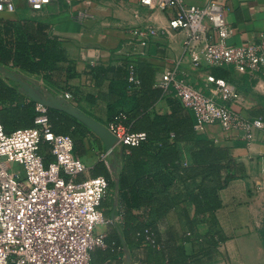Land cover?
Wrapping results in <instances>:
<instances>
[{
  "label": "crops",
  "instance_id": "1",
  "mask_svg": "<svg viewBox=\"0 0 264 264\" xmlns=\"http://www.w3.org/2000/svg\"><path fill=\"white\" fill-rule=\"evenodd\" d=\"M212 1L221 0H181L185 6L198 7ZM225 5V20L231 27L228 43L257 45L264 57V0H227ZM173 14L174 11H163L154 5H141L137 0H57L41 10L18 2L15 12H0V19L16 25L25 21L48 24L50 34L59 39L72 62L71 73H62L53 86L49 85L45 72L31 73L2 62L0 79L34 102L38 112L41 109L64 112L88 131L75 143L76 155L86 164L77 180L105 176L109 183L100 207L104 222L96 229L104 237V246L93 250L91 264H153L148 259L147 247L153 245L148 242L149 228L164 240L174 231L187 236L190 231L181 216L179 187L174 182L169 187L170 208L159 217L151 213L153 205L146 201L150 196L153 198V193L155 206L163 199L161 185L154 183L150 189L127 188L134 185L145 169L142 162L136 163L130 148L119 143L111 130L113 112L122 109L123 104L109 103L102 98L111 97L113 92L122 95L126 88L120 86L115 74L97 84L87 74L89 66L111 65L123 70L127 66L123 79L127 80L128 88L134 82L131 80L134 75L133 66L126 63L137 60L149 63L154 69L152 87L162 90V97L153 106V117L170 116L175 111L178 102L165 93L159 82L165 72L176 70L180 79L208 97L219 98L217 86L208 78L225 80L236 94L225 100L226 105L249 120L264 122V74H243L232 66L192 65L184 48L190 32L170 27ZM135 29L153 32L147 47L142 45L141 37L131 34ZM11 36L17 38L19 34L14 32ZM182 112L184 116H191L194 128L195 117L185 108ZM197 132L217 147L228 149L231 157L246 169L241 177L231 180L219 191V208L202 218L198 225L201 241L206 239L213 224L222 238L213 260L201 264H264V129L255 131L253 141H248L241 129L224 130L217 125ZM192 148L191 144L177 143L184 166L192 165ZM41 153L47 166L54 161L49 145L43 143ZM123 178L127 186L124 190ZM191 214L194 215V209ZM137 228L140 231L135 233ZM192 240L183 242L187 255H193L196 250Z\"/></svg>",
  "mask_w": 264,
  "mask_h": 264
},
{
  "label": "built area",
  "instance_id": "2",
  "mask_svg": "<svg viewBox=\"0 0 264 264\" xmlns=\"http://www.w3.org/2000/svg\"><path fill=\"white\" fill-rule=\"evenodd\" d=\"M53 1L57 0H0V12H15L18 2L41 10ZM137 1L174 11L169 25L190 32L184 48L192 65L232 66L243 74H264L259 46L228 43L231 27L225 20L227 0L212 1L204 7L185 6L181 0ZM131 34L141 37L147 47L153 32L135 29ZM131 80L135 81L133 77ZM208 81L217 86L219 98L204 95L180 79L176 70L165 72L159 86L194 113L197 131L209 125L241 129L246 139L253 141L255 131L264 129V122L249 120L226 105L225 100L236 94L225 80L210 76ZM40 113L34 127L10 134L0 117V264H91L93 250L104 246V237L96 229L104 222L100 207L108 180L103 176L77 180L86 164L75 155L73 139L54 133L46 110ZM111 130L123 145L137 146L146 139L145 133H128L122 127ZM43 143L55 157L48 166L41 153Z\"/></svg>",
  "mask_w": 264,
  "mask_h": 264
},
{
  "label": "trees",
  "instance_id": "3",
  "mask_svg": "<svg viewBox=\"0 0 264 264\" xmlns=\"http://www.w3.org/2000/svg\"><path fill=\"white\" fill-rule=\"evenodd\" d=\"M49 29L50 26L44 23L25 21L16 25L14 22L0 19V62L31 73L45 72L49 85L53 86V82L60 80L62 73H71L72 62L67 58L59 39L51 35ZM14 32L19 34L17 38L11 36ZM126 64L133 66L135 80L129 83L128 88L127 80L123 79V75L128 71L127 66L125 70L116 69L111 65L89 66L87 71L97 84L115 74L120 86L124 87V90L126 88L122 95L113 92L111 97L102 96L109 103L123 104L122 109L113 112L111 127H122L128 133L146 134V139L139 145H125L130 148L136 163L142 162L145 170L134 185L129 187L125 186L123 178L122 188L150 189L154 183L161 185L163 199L155 206L153 193V198L150 196L146 201L147 204L153 205L151 213L159 217L165 213L167 207L170 208L169 187L174 182L179 187L181 216L186 220L190 231L189 236L181 231H174L169 239L164 240L156 230L149 228L148 242L153 245L147 247L148 259L153 264H201L211 261L218 243L222 241L220 232L213 224L206 239L201 241L198 225L202 218L219 208V191L231 180L241 177L246 172L245 166L236 162L228 149L217 147L208 137L198 133L195 129L197 121L194 113L187 109L195 117L193 128L191 116H184L183 106L171 95L169 96L178 102L173 114H156L153 117V106L162 97V90L152 87L151 84L153 67L141 60L129 61ZM40 114L34 102L18 94L0 79V117L6 133L33 127L35 118ZM45 114L54 133L68 135L73 139L75 153V143L87 134V129L64 112L48 109ZM179 142L193 146L192 165L184 166L181 162L177 149ZM137 231L140 229L134 230L135 233ZM189 240L196 244L193 255H187L183 247V242ZM158 245L161 247L159 250L156 249Z\"/></svg>",
  "mask_w": 264,
  "mask_h": 264
},
{
  "label": "water",
  "instance_id": "4",
  "mask_svg": "<svg viewBox=\"0 0 264 264\" xmlns=\"http://www.w3.org/2000/svg\"><path fill=\"white\" fill-rule=\"evenodd\" d=\"M115 135V134H114ZM115 138H116V140L118 141V138L116 137V135H115Z\"/></svg>",
  "mask_w": 264,
  "mask_h": 264
}]
</instances>
